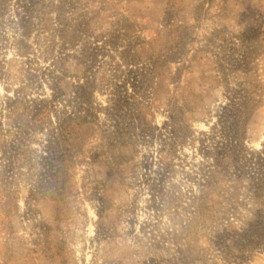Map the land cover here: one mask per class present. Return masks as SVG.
<instances>
[{
  "label": "rangeland",
  "instance_id": "obj_1",
  "mask_svg": "<svg viewBox=\"0 0 264 264\" xmlns=\"http://www.w3.org/2000/svg\"><path fill=\"white\" fill-rule=\"evenodd\" d=\"M0 264H264V0H0Z\"/></svg>",
  "mask_w": 264,
  "mask_h": 264
}]
</instances>
